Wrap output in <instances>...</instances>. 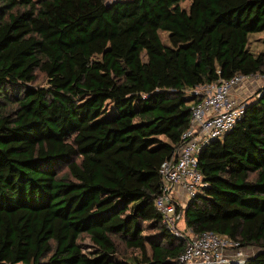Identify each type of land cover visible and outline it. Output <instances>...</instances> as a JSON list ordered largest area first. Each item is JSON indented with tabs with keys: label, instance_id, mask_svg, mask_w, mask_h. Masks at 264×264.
Listing matches in <instances>:
<instances>
[{
	"label": "trees",
	"instance_id": "trees-1",
	"mask_svg": "<svg viewBox=\"0 0 264 264\" xmlns=\"http://www.w3.org/2000/svg\"><path fill=\"white\" fill-rule=\"evenodd\" d=\"M183 1L0 0V264H179L154 200L193 90L264 74V0ZM258 92L200 150L182 220L255 247L245 264H264Z\"/></svg>",
	"mask_w": 264,
	"mask_h": 264
},
{
	"label": "built area",
	"instance_id": "built-area-1",
	"mask_svg": "<svg viewBox=\"0 0 264 264\" xmlns=\"http://www.w3.org/2000/svg\"><path fill=\"white\" fill-rule=\"evenodd\" d=\"M257 80L263 85L264 74H237L220 79L218 84L196 87L193 93L200 98L190 107L189 125L181 134L178 147L160 164V185L154 206L165 227L185 239L179 264H245L256 252L255 249L246 254L247 246L211 230L185 232L178 223L183 220V211L189 201L206 185L198 168L200 150L212 139L221 137L242 117L247 103L242 98L243 88ZM261 252L264 253V249Z\"/></svg>",
	"mask_w": 264,
	"mask_h": 264
},
{
	"label": "rangeland",
	"instance_id": "rangeland-1",
	"mask_svg": "<svg viewBox=\"0 0 264 264\" xmlns=\"http://www.w3.org/2000/svg\"><path fill=\"white\" fill-rule=\"evenodd\" d=\"M189 2H190V0H185L181 3V5L182 6H188ZM161 38L164 42H166L165 41V33H161ZM249 40H251L250 48L253 50V52L264 50V30L260 31V32L250 33L249 34ZM142 59L145 60L144 54H142ZM38 76H39V78L37 79L35 84L36 85L38 84L40 86L44 85L45 80L42 78L41 75H38ZM261 85H262L261 80H257L256 82H254L253 85L248 84L247 88L246 87L243 88V95H242L243 97L242 98L246 102L252 100L254 98V96H257V93H258ZM178 225L180 226V228H182V226H183L182 221H180L178 223ZM79 244H80L82 250L85 252H89V251L93 250V247H92L90 240L85 235L81 236V238L79 239ZM246 249H247V250H245L246 254H249V253H252L253 250H255L256 248L255 247H246Z\"/></svg>",
	"mask_w": 264,
	"mask_h": 264
},
{
	"label": "water",
	"instance_id": "water-1",
	"mask_svg": "<svg viewBox=\"0 0 264 264\" xmlns=\"http://www.w3.org/2000/svg\"><path fill=\"white\" fill-rule=\"evenodd\" d=\"M188 205V204H187Z\"/></svg>",
	"mask_w": 264,
	"mask_h": 264
}]
</instances>
